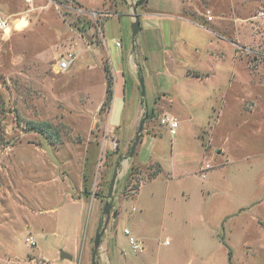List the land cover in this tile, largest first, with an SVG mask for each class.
<instances>
[{"label": "rangeland", "instance_id": "374dc122", "mask_svg": "<svg viewBox=\"0 0 264 264\" xmlns=\"http://www.w3.org/2000/svg\"><path fill=\"white\" fill-rule=\"evenodd\" d=\"M148 1L161 9L162 0ZM187 1L198 21L204 22L199 14L209 10L213 19L224 22L216 37L183 22L181 29L171 28V38L170 30L164 28V42L169 45L146 46L139 39L147 35L141 32L134 46L147 56L144 69L153 76L156 87L169 91L173 99L179 97L176 87L182 89L184 98H199L190 108L180 110L183 121L171 135L160 125V118L168 113L157 103L162 93L152 86L147 89L145 84L144 102L138 109V103L133 107L129 102L123 110L122 99L115 96L111 109L99 104L107 77L113 75L109 57L114 68L121 61L117 57L120 59L122 48L116 46V40L128 53L133 48L132 23L122 10H115L109 18L100 17L104 43L93 14L77 10L72 0H0L1 15L10 24L6 32L0 31V264H68L60 253L75 248L77 240L81 257L73 261L92 264L95 237L106 220L104 206L110 183L115 173L122 177L125 171L127 175L112 197L110 215L120 208L123 219L116 225L109 217L107 224L110 248H115L116 232L118 245L124 248L121 251L119 247L115 257L114 252L110 254L113 264L139 259L140 253L130 248L124 233L131 214L138 215V209H143L147 216L161 219L167 200L224 199L241 204L244 216L264 219V0ZM239 16L245 20H238ZM23 18L27 24L20 27ZM69 50L77 54L75 63L66 72H55L57 59ZM204 57L218 59L201 65L208 64L216 71L211 81L223 82L224 88L216 94L198 93L199 88L206 92L211 81L198 82L183 74ZM138 59L134 55L133 60ZM208 100L217 104L206 105ZM146 114L147 129L164 133L169 147L178 136L184 140L174 166L165 161L155 179L161 168L158 161L137 164L133 160L136 153L129 157L138 126L122 154L117 135H107V123L115 125L122 116L125 126L131 118L140 123ZM189 114L193 121L188 120ZM208 119L214 120L211 153L215 167L206 178L197 171L189 179L192 193L181 194L184 182L179 172L183 168L197 170L201 158L190 125ZM141 184L137 196L131 197L136 194L131 189ZM82 195L85 198L78 199ZM245 221L251 224L247 237L259 240L261 247L250 254L241 248L239 260L264 264V234L249 218ZM29 236L35 238L36 245L27 244ZM166 236L162 234L161 241L169 240L171 245L159 246L156 238V252L174 244L173 237ZM96 263L101 264L99 252Z\"/></svg>", "mask_w": 264, "mask_h": 264}, {"label": "crops", "instance_id": "0c3cea01", "mask_svg": "<svg viewBox=\"0 0 264 264\" xmlns=\"http://www.w3.org/2000/svg\"><path fill=\"white\" fill-rule=\"evenodd\" d=\"M137 1L138 0H72V2L78 6L77 10L82 9L86 12H108L110 13L108 18L114 14L115 10H122L124 14L130 18L131 23L133 22L132 11L135 9V7H137V12L141 18V27L136 39L133 38V48L129 53L123 49V44H121L120 47L116 45L117 47L122 48L121 53H118L120 59L119 57L117 58L121 61L118 62L117 68L113 67L107 48L105 47L114 75V96L116 99H122L124 103L123 110L126 109V105L129 104V102L133 107H135L136 103H138V106L135 107L138 109V107H140V103L144 102V96L141 94L140 85L141 77L139 72L141 71L142 78H145L144 82L146 84V88L149 89V86H152L155 90H158V93H162V97L157 101L158 105L167 109L168 114L176 116L178 120L182 122L183 115L180 110L182 111L186 108H190V106L193 104L192 102L199 100V98H184L181 95L182 89H180V87H176L178 88L176 89V92H179V97H175L173 99L169 91H166L163 88L160 90L159 85L156 87L153 76L146 74L144 69L147 56L144 54L143 50H137V48L135 49L134 46L138 45L139 40H142V43L146 46L150 43H152L154 46L159 45L160 47L169 45L165 44L164 42V39L167 37V33L164 28L170 30V34L168 35L171 38L173 37L171 28L174 29V27H180L181 29L183 25H185L183 22L190 24L193 27H199L203 30L211 32V34H214V37H216L217 33L222 29L224 22L213 19L214 15H210L209 10H207V14H199L203 17L204 22L198 21L197 18L192 17V14L194 13L190 11V8H188L189 5L187 0H162V2L157 0L161 3V9L156 6V2L151 3L147 0L143 5H136ZM103 7L110 8L111 10H100ZM152 19L155 22H152ZM237 19L241 21L245 20L244 17L240 16ZM163 20L169 21L168 23H164L165 21ZM20 22L21 20L18 22V24ZM239 24L242 23H237L238 29ZM151 25H155V28H153ZM141 32L145 33L144 36L147 35V37H143L142 39L138 40V36ZM173 41H178V39ZM217 42H219V40H217ZM137 51H139V54H136ZM140 54L141 56L144 55L143 60L141 59ZM209 54L211 56L218 55L217 53L211 52ZM134 55L137 59H140H138V61H134ZM216 59V57H212L211 59L204 57L202 60H200V64L188 66L184 70L183 74H185L186 78L191 80L210 83L212 79L216 78V71L209 68L208 64H206V66L205 64L204 66L201 65L206 62L210 63L209 65H211L216 62ZM227 78L228 77H226V82L228 81ZM128 82L130 85H128ZM223 88L224 84L222 81H211V86L206 92L199 88L198 93L216 94ZM105 96L99 102L100 105H102ZM178 101H180V103H178ZM201 101L203 104V96ZM165 103H168V106ZM213 103L217 104V102L215 103L213 100H208L205 102L206 105H211ZM188 120L193 121V117L190 114L188 115ZM211 120L214 122L213 119H208L207 121L204 120L200 125H190L192 127L191 129L194 130L196 135L194 139V146L198 149V154L201 156V158L197 170L193 169L192 171H186L184 170L185 168H183L179 172V176L184 182L181 186V194L186 193L187 195H190V193H192L193 188L189 183V179L192 175H196L199 172L202 178H206L208 171L215 167L212 164L215 158H212L211 153V137L213 129V125L211 126ZM139 124L138 118H131L130 122L125 126L123 116L120 122L115 123V125L107 123V135H117L115 139L117 138V140H119L121 143V154L122 152L124 153V150L129 147V143L131 141L130 139L133 136L132 131H135L134 129H136L137 126L139 127ZM167 131L170 133L168 129ZM181 142H184L183 137L178 136L177 140H171V145L169 147L164 138V133L156 134L153 131H150V129H147V125L144 124L143 135L140 143L137 146L135 152L136 154L133 160H135L137 164H149L151 161L156 160L161 164L162 170L164 168L165 161L168 164L171 163L172 166H174L178 157L177 155H179V152L182 149ZM104 144H108V138L105 139ZM125 172H123V175H121L122 177L117 176L113 195L116 193L117 188L119 187V182H123V179H125L128 171ZM157 176H155L154 179ZM141 187L142 184L139 185L135 190L136 194L131 197H136ZM81 198L85 197L83 195L82 197H78V199ZM164 208L166 214L161 219L147 216L144 214L143 209H138V215L131 214L129 217V226H126L124 230L129 229L132 235L139 238L143 242L144 250L137 252L134 251L129 245L134 252L140 253L138 257L139 259L135 261L128 259L125 262L119 264H242L238 257V255L241 253V248H244L245 253L250 254L253 253L255 249H259L261 247V242L259 240L256 242L254 239L247 237L248 235L246 233L249 232H247L246 229H250L251 224H246L245 220L249 218L250 222L252 224H256L257 228H259L264 234V219L263 217L257 215L253 217L244 216L242 213L243 207L241 204L232 203L231 201L224 199L192 200L187 198L184 200L173 199L171 202L167 200V203L164 204ZM116 211L117 215L110 216V219H113L114 222H116V225H118V223L123 219V215L120 208H116ZM134 211H136V209ZM191 227H194V230ZM107 231L108 228L106 227L97 251L94 247V253L95 251L96 254L99 252L101 264H113L110 254L114 252L115 255L113 256L115 257L120 247L118 245L120 240L119 234L116 232L114 235L115 248L113 250L110 248V237H106ZM191 233H194L192 237L190 235ZM162 234L167 235L166 237H168V239L173 237L172 239L174 240V244L167 248L164 252H161L160 248L156 252V238L158 239L157 244L159 246L161 244L165 247L171 245L169 240L161 241ZM262 245L264 246V243ZM120 250L123 251L124 248L120 247ZM63 251L69 252L73 255L72 259L64 260H69L68 264H76V262L73 260L75 258H78L79 260L82 251V248L79 245V240H77L75 248L65 249ZM90 253L91 248L89 246V254Z\"/></svg>", "mask_w": 264, "mask_h": 264}, {"label": "built area", "instance_id": "2783aa9c", "mask_svg": "<svg viewBox=\"0 0 264 264\" xmlns=\"http://www.w3.org/2000/svg\"><path fill=\"white\" fill-rule=\"evenodd\" d=\"M80 11H84V10L80 9ZM89 13H92L93 16L95 17L96 25L99 30V34L102 37L104 43H106L104 29H103L104 21L103 20L101 21L100 17L102 16L108 17L110 13L104 12V11H91ZM262 13L264 14V12ZM9 28H10V24L8 23L6 19L3 18V16L1 15V11H0V31L6 32L7 29ZM116 45L120 47L121 42L117 40ZM76 58H77V54L73 50H69L65 52L57 59L56 63L54 64L53 66L54 71L57 73L68 71L70 67L75 63ZM160 125L163 127H166L170 131V133L174 135L179 126V120L176 116L166 113L160 118ZM116 145L117 143L115 142V146ZM124 231H125V234L128 236V241H129V245L131 246V248L137 252L143 251L144 250L143 242L139 238L132 235L129 229H125ZM26 241L29 245L36 244V241L34 237L32 236L27 237Z\"/></svg>", "mask_w": 264, "mask_h": 264}, {"label": "water", "instance_id": "95a60500", "mask_svg": "<svg viewBox=\"0 0 264 264\" xmlns=\"http://www.w3.org/2000/svg\"><path fill=\"white\" fill-rule=\"evenodd\" d=\"M145 1H147V0H140L138 2V5L144 4ZM140 27H141L140 15L138 14L137 9H134V11H133V22H132V34H133V38L134 39H136V36L138 35L139 30H140ZM140 85H141V94H142V96H144L146 88H145V82H144L143 78H141V80H140ZM147 118H148V115L146 114V116L141 120V122L139 124V127H138V130H137L134 142H133V144L131 146V149H130L129 157H133L135 152H136L137 146L140 143L142 135H143L144 124H145ZM116 180H117V173L114 174V176L112 178V181L110 183V187H109L108 195H107V200H106L105 206H104V214L106 215V220H105V223H104V227L97 231V234H96V237H95L94 247H95L96 251H97V248L99 247V245L101 243V238H102V236H103V234L105 232V229H106L108 221H109V217L111 215V210H112V205H113L112 197H113V192H114ZM113 215L116 216L117 215V211H114ZM96 251L93 254L92 264H97L96 263V256H97ZM61 258H63V259H72L73 255L71 253H69V252H66V251L62 250L61 251Z\"/></svg>", "mask_w": 264, "mask_h": 264}, {"label": "trees", "instance_id": "16d2710c", "mask_svg": "<svg viewBox=\"0 0 264 264\" xmlns=\"http://www.w3.org/2000/svg\"><path fill=\"white\" fill-rule=\"evenodd\" d=\"M139 2V0L137 1V3ZM140 73V77L142 78V73L141 71L139 72ZM107 86H106V96H105V99L102 103L101 106L105 105V104H108L109 107L111 108V103H112V100H113V97H114V75H109L107 77ZM150 116V115H149ZM38 130V129H36ZM40 131V130H39ZM162 168L159 169V171L155 174L156 176L161 172ZM138 188L137 187H133L132 190H136ZM84 192L85 194H88V190L87 188L84 189Z\"/></svg>", "mask_w": 264, "mask_h": 264}, {"label": "bare ground", "instance_id": "6f19581e", "mask_svg": "<svg viewBox=\"0 0 264 264\" xmlns=\"http://www.w3.org/2000/svg\"><path fill=\"white\" fill-rule=\"evenodd\" d=\"M27 24V20H26V18H23L22 20H21V22L18 24L20 27H23L24 25H26Z\"/></svg>", "mask_w": 264, "mask_h": 264}]
</instances>
